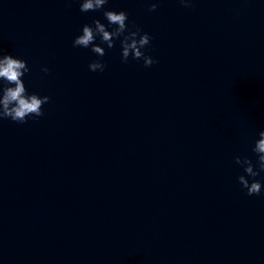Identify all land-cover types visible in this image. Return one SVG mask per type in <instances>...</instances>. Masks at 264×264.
Masks as SVG:
<instances>
[{
  "label": "water",
  "instance_id": "water-1",
  "mask_svg": "<svg viewBox=\"0 0 264 264\" xmlns=\"http://www.w3.org/2000/svg\"><path fill=\"white\" fill-rule=\"evenodd\" d=\"M80 3L0 0V52L50 97L0 120V264H264V183L248 195L235 162L264 130V0ZM104 10L157 62L74 47Z\"/></svg>",
  "mask_w": 264,
  "mask_h": 264
},
{
  "label": "clouds",
  "instance_id": "clouds-1",
  "mask_svg": "<svg viewBox=\"0 0 264 264\" xmlns=\"http://www.w3.org/2000/svg\"><path fill=\"white\" fill-rule=\"evenodd\" d=\"M107 0H81L80 11L88 12L101 9ZM184 6H190V0H180ZM158 3L153 2L149 5V11H155ZM104 17L107 25L100 19H93L92 24H85L82 27L81 34L73 40L74 47L89 48L103 57L106 54L105 47L108 49L114 47L117 40L120 41L122 61L127 63L131 56L134 60L143 59L144 66L149 67L157 61L150 55H147L144 49L150 44V34L144 32L138 26L135 29L129 27L128 14L124 10H104ZM114 26V27H112ZM111 28V30H109ZM97 36L101 43H94ZM106 64L101 59L93 60L89 63V70H105ZM45 73L49 71L47 67L42 69ZM30 69L24 59L14 57L11 54L0 52V81L4 84L0 87V120L11 119L12 121L24 123L28 117H40L44 115L42 106L49 102L50 97L41 96L37 93H29L25 87L22 77ZM257 139L252 147V152L256 154V162L249 156H236L235 162L239 164L245 174L238 176L241 186L247 189L248 195H258L262 191L264 181L255 179L264 172V130L259 132ZM249 177L253 178L251 181Z\"/></svg>",
  "mask_w": 264,
  "mask_h": 264
}]
</instances>
